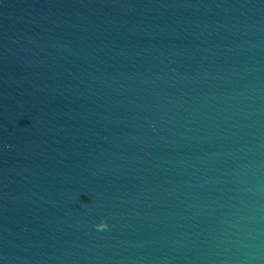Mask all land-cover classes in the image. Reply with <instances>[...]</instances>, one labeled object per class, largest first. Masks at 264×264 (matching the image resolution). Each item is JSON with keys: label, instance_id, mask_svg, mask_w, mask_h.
I'll use <instances>...</instances> for the list:
<instances>
[{"label": "water", "instance_id": "1", "mask_svg": "<svg viewBox=\"0 0 264 264\" xmlns=\"http://www.w3.org/2000/svg\"><path fill=\"white\" fill-rule=\"evenodd\" d=\"M0 264H264V0H0Z\"/></svg>", "mask_w": 264, "mask_h": 264}, {"label": "clouds", "instance_id": "2", "mask_svg": "<svg viewBox=\"0 0 264 264\" xmlns=\"http://www.w3.org/2000/svg\"><path fill=\"white\" fill-rule=\"evenodd\" d=\"M95 227H96L97 230H99V231H103V230H107L108 225H107L106 222H103V221H102L101 223H99V224L96 225Z\"/></svg>", "mask_w": 264, "mask_h": 264}]
</instances>
